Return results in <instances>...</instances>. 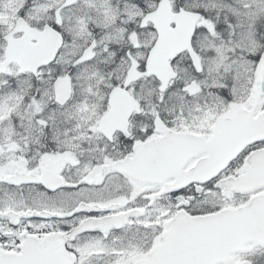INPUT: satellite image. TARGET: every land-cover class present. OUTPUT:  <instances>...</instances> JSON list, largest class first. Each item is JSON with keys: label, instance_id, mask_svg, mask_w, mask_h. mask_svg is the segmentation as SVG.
Instances as JSON below:
<instances>
[{"label": "snow or ice", "instance_id": "obj_1", "mask_svg": "<svg viewBox=\"0 0 264 264\" xmlns=\"http://www.w3.org/2000/svg\"><path fill=\"white\" fill-rule=\"evenodd\" d=\"M0 264H264V0H0Z\"/></svg>", "mask_w": 264, "mask_h": 264}]
</instances>
